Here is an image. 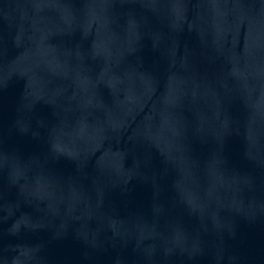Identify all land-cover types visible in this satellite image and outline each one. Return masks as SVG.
<instances>
[{"label": "water", "instance_id": "1", "mask_svg": "<svg viewBox=\"0 0 264 264\" xmlns=\"http://www.w3.org/2000/svg\"><path fill=\"white\" fill-rule=\"evenodd\" d=\"M0 264H264V0H0Z\"/></svg>", "mask_w": 264, "mask_h": 264}]
</instances>
